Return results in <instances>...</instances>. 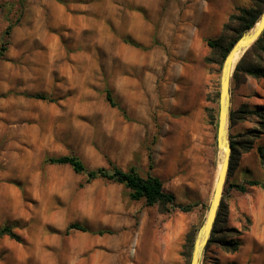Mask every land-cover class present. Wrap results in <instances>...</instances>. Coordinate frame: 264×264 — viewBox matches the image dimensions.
Here are the masks:
<instances>
[{"label":"rangeland","instance_id":"rangeland-1","mask_svg":"<svg viewBox=\"0 0 264 264\" xmlns=\"http://www.w3.org/2000/svg\"><path fill=\"white\" fill-rule=\"evenodd\" d=\"M252 5L0 0V228L20 236L0 237V264H153L173 223L182 227L168 264H190L187 236L196 237L206 218L221 162L224 59L207 41L233 40L238 26L225 29L229 16ZM197 70L201 85L192 95ZM230 95V111L246 112L229 121L235 157L222 196L227 217L215 239L239 247L228 252L213 242L201 264H264V188L232 186L264 179L257 152L264 128L259 115L247 114L264 105V79L231 80ZM68 154L88 170L111 164L150 170L176 203L198 205L188 212L148 205L131 198L123 183L46 161ZM74 222L87 230H68Z\"/></svg>","mask_w":264,"mask_h":264},{"label":"trees","instance_id":"trees-1","mask_svg":"<svg viewBox=\"0 0 264 264\" xmlns=\"http://www.w3.org/2000/svg\"><path fill=\"white\" fill-rule=\"evenodd\" d=\"M252 2V6L238 7L237 12H234L229 16V21L225 24V29L230 28L231 22L236 23L238 26L236 36L235 38H233V40L229 41L226 44L222 42V38L209 39L207 41L209 46L219 49L222 52L223 59L229 52L235 40L244 31L251 28L262 13L264 9V0H252ZM1 54L2 53H0V55ZM248 76H252L258 79H264V31L262 32L260 37L249 48L245 50V52L238 60L235 70L232 74V83H243ZM35 97L51 100L50 97L43 94H36ZM107 99L112 105L115 104L111 99L109 91H107ZM244 108L245 106H242L239 110L230 111V125L243 118V115H241V113L246 112ZM250 112L256 113L261 117L262 128H264V105L257 106L253 111L248 110L247 114H249ZM209 116L212 117L213 115L209 113ZM231 146L232 152L227 178L231 174L233 168V159L235 157V144L233 143V140H231ZM257 152L264 167V144L257 147ZM46 161L49 163L69 164L75 171L85 173L90 179L103 177L109 180L123 183L130 190L131 198L135 200L145 199L148 205L158 204L162 208H167L166 210H168L169 207H173L178 208L183 212L191 211L195 206L198 205L197 202L187 204L176 203L175 195L172 192L165 190L162 180L159 178V176L152 173L150 170L146 171L145 174H141L135 166H131L129 169L124 170L123 168L115 164H111L110 167H99L94 170H88L80 158L70 154L62 156H51L48 157ZM258 185L264 188V179H248L243 183L232 184L233 187L242 192L246 191L249 186ZM223 200L224 199L222 197L213 225L212 233L205 247V250H207L213 242L217 241L228 252H235L239 247V241H227L224 238L215 239V233L217 232L218 224L226 221L227 217L226 206L224 205ZM70 229L86 231L87 227L81 223L74 222L68 226V230ZM4 235H8L12 238L20 240V236L15 233V231L10 226H4L0 228V237ZM194 237L195 232L190 231L188 233L186 242V245H188V247L190 248L193 246Z\"/></svg>","mask_w":264,"mask_h":264},{"label":"water","instance_id":"water-1","mask_svg":"<svg viewBox=\"0 0 264 264\" xmlns=\"http://www.w3.org/2000/svg\"><path fill=\"white\" fill-rule=\"evenodd\" d=\"M264 31V9L260 14L256 23L246 31H244L232 44L229 52L224 58L221 76L220 91L218 100V122L216 131V141L219 151L225 154L222 167L220 169L213 196L210 201L206 218L199 227L193 243L190 264H201V256L209 241L212 233L213 225L217 216V211L223 196L224 186L227 180L232 146L229 134L230 121V85L232 74L235 70L236 63L247 48H249ZM239 58L236 60V56Z\"/></svg>","mask_w":264,"mask_h":264},{"label":"bare ground","instance_id":"bare-ground-1","mask_svg":"<svg viewBox=\"0 0 264 264\" xmlns=\"http://www.w3.org/2000/svg\"><path fill=\"white\" fill-rule=\"evenodd\" d=\"M139 2H145V0H139ZM238 58H239V55L236 56V60ZM200 85H201L200 71L197 70V71H195V74L193 75V79L190 82V84L188 86V89L189 88L190 89L191 88L192 89L199 88ZM196 91H198V90L197 89L193 90L191 94L194 95L196 93ZM220 156H221V158H220L221 162H220L219 170L217 171L218 174H216L217 177H216V180H215V184H216L220 169L222 167V163L224 161L225 154L222 151H220ZM214 188H215V185H214ZM181 227H182V225H178V223H173L172 226L169 227L167 231H165V233L163 234V238L165 240V249H163V253L164 254L161 255V256L159 255L158 252L156 254H153L151 256V259H153V262H152L153 264H168L169 262L170 263L175 262L176 242H177V238L179 236V231H180Z\"/></svg>","mask_w":264,"mask_h":264}]
</instances>
